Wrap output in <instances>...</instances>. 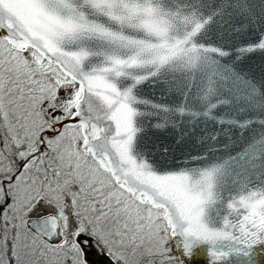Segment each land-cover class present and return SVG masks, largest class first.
<instances>
[{
    "label": "snow or ice",
    "instance_id": "6c2138e0",
    "mask_svg": "<svg viewBox=\"0 0 264 264\" xmlns=\"http://www.w3.org/2000/svg\"><path fill=\"white\" fill-rule=\"evenodd\" d=\"M253 8L0 0V264H202L200 252L255 264L264 76L250 69L264 64V13ZM221 187L237 195L210 227Z\"/></svg>",
    "mask_w": 264,
    "mask_h": 264
},
{
    "label": "water",
    "instance_id": "95a60500",
    "mask_svg": "<svg viewBox=\"0 0 264 264\" xmlns=\"http://www.w3.org/2000/svg\"><path fill=\"white\" fill-rule=\"evenodd\" d=\"M250 2L254 5L253 10L256 15H260L264 13V0H250ZM250 70L252 74H254L255 77L258 79L261 76H264V64H261L258 60H254L251 62ZM215 128H219V125H216ZM213 130L215 129L212 127L208 129V131H213ZM176 155L181 157V159L175 162L176 164L189 163L188 159L184 158V154L182 152L177 151ZM226 155L227 152L221 148L218 152H215L213 159L223 157ZM172 165H173V161L170 159L168 161V166L171 167ZM249 187L250 188L264 187V178L261 177L259 172H256L250 176ZM236 195H237V190L235 188L221 187V189L218 191L216 202L209 204L205 207L204 220L209 224L210 227L218 228L222 226L224 219L230 216V209L228 208L227 205L229 202H231V199ZM197 259L201 261L202 264H208V257L203 252L198 253ZM254 261L255 264H264V251H257V253L254 256Z\"/></svg>",
    "mask_w": 264,
    "mask_h": 264
}]
</instances>
